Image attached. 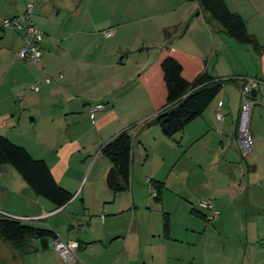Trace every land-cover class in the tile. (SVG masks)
Returning <instances> with one entry per match:
<instances>
[{"label":"crops","instance_id":"crops-1","mask_svg":"<svg viewBox=\"0 0 264 264\" xmlns=\"http://www.w3.org/2000/svg\"><path fill=\"white\" fill-rule=\"evenodd\" d=\"M155 1L169 8L159 15L170 14L172 21L156 22L150 31L145 27L141 37L133 38L135 43H131L126 28L143 11H134L141 8L132 9L131 0H0V136L24 147L33 158L43 160L54 181L73 195L66 205L55 208L37 196L10 165L3 164L0 165V215L35 222L60 240L76 241V264H207L189 255L195 246L191 236L224 231L227 217L233 220L236 216L227 212V207L248 188L251 197L255 193L257 198L259 193V183L245 177L249 171L257 175L256 163L251 161L244 166L234 161L239 150L236 129L243 101L248 100L252 105L249 127L254 155L262 144L259 129L264 128V103L260 104V88L264 90V0H224L230 10L231 4L235 7L234 13L243 18L247 32L263 50L257 53L248 45V49L242 48L244 44L229 38L241 55H236L241 69L234 72L231 85L223 86L202 115L177 134L181 147L190 146L189 150L208 137L215 142L219 154L215 159L219 161L213 174V188L208 187L209 182L204 183L206 176L202 170L204 179L195 190L189 189L185 194L189 199L196 193L207 197L220 213L219 217L209 223L207 211L190 208L188 217L196 220L197 228L183 226L188 239H181L175 235L171 213L161 216L158 212L160 195L155 200L138 193L145 188L139 189L142 184L139 188L134 185L135 167L145 163L157 145L167 139L152 123L166 100L161 61L167 56L174 58L182 67V77L191 81L204 68V62L209 71L204 57L205 39L212 40L211 56L213 48L223 49L224 45L212 36H225L196 0ZM28 2H35L33 22L43 33L42 57L37 65L15 58L19 34L1 28L4 19L22 13ZM187 20L182 38L172 41L173 36L177 37L176 29ZM108 29L112 35L106 38L102 32ZM164 29L171 32L167 42ZM194 33L198 37H193ZM209 74L221 79L215 73ZM44 77L49 79L48 84ZM247 79L259 81L256 98H250L253 100L242 93L241 82ZM33 84L39 88L37 93L29 90ZM96 104H103L104 108L92 120L88 108ZM218 104H221L222 121L215 116ZM87 128L93 131L96 140L92 149L81 145L83 139H89ZM24 129L29 136L23 135ZM126 129L132 139L129 189L113 193L105 182L111 164L103 160L100 149ZM191 161L194 163L192 158ZM213 163L209 162L210 168ZM79 168L88 170L81 191L83 174L77 172ZM224 174L230 177L227 185L219 184ZM150 176L143 178L152 184L159 182ZM89 177L90 189L86 192L84 187ZM240 178H246L244 184ZM181 179L184 183V178ZM139 182L142 183V177ZM233 182L237 183V189L232 187L236 185ZM121 194L128 195L125 205L115 202ZM255 213L259 219L253 229L264 234V205L258 203ZM164 214L170 222L166 234ZM249 225L247 220L242 227L246 229ZM204 243L206 253L209 244ZM34 246L36 251L25 258L0 241V264H58V255L49 240L46 249H41L40 240ZM250 264H264V258Z\"/></svg>","mask_w":264,"mask_h":264},{"label":"rangeland","instance_id":"rangeland-1","mask_svg":"<svg viewBox=\"0 0 264 264\" xmlns=\"http://www.w3.org/2000/svg\"><path fill=\"white\" fill-rule=\"evenodd\" d=\"M131 7L132 9H134V7L141 8L136 9L134 11L143 10L142 12L137 14L138 16L134 18L126 28L125 32L129 37V41L131 43H135L133 38H136L138 36L141 37V34L143 33L142 30L145 27L150 31V29L155 25L156 22L167 23L168 21H172V19L170 18L171 16H169L170 14L159 15L161 11H167V9L169 8L166 6H160V4H158L155 0H131ZM157 8L158 11L156 12ZM230 8L232 12L235 11V7L232 4L230 5ZM188 21L189 20H187V22L180 25L176 29L175 33L177 37L173 36L172 41L179 40L182 38L185 28H187ZM211 24L212 23H210V28L212 30ZM194 36L198 37V33H194L193 37ZM217 36L213 35L212 37L214 41H218L220 43L222 42L224 44L223 49L213 48L211 56L209 54L211 50L212 40L210 38L205 39L204 57L207 61V68L209 70L208 72L215 73L213 75L220 77L222 80L232 79L231 77L234 72L241 69L236 60V55H241L239 53V50L235 48L234 41L229 39L227 35H222L220 37ZM187 37H189V35ZM142 45L143 44L140 42L139 46L141 47ZM242 48L248 49L249 47H246V45H242ZM225 84L227 86H230L231 82H226ZM260 90L262 93V102L260 104L263 105L264 90L262 88H260ZM250 98L251 97H249V100H253ZM248 123H250V117ZM258 123L259 120L257 121V124ZM87 131L90 133L88 137L89 139H83L81 141V145H83V147H85L86 149H92L96 140L94 135H92L91 133L93 131H91L90 128H87ZM259 131L260 133L262 132V136L261 134L259 136V140L262 142V144L259 150L258 148H256L257 154H249L243 157L240 148V152L237 148L238 153L234 152V162L237 165L242 164L244 166H246L245 164H250L251 161L256 163L258 168L257 175L255 176L251 174V171H249L245 177L248 178L249 181L253 180V183L254 181H256V183H259L260 187H258V189L260 194L258 193L257 198H255L254 195L256 194L254 193L251 197V193L249 190L250 188H248L244 193L240 194V196L237 197L232 204L227 207V212L236 213V216L233 220H231V217H227V219L225 220L226 223L224 231H211L205 236H199L198 234H196L195 236L197 238L193 235L191 236L190 239L194 240L193 243L195 244V246L191 247L189 255L195 257L196 261H205L207 264H250L253 261L262 260L264 258L263 231H257L256 229H253L255 223L257 224V219H259L257 218L258 215L255 213L256 207H258V203L259 206L264 205V190L262 187V185L264 184V128L259 129ZM23 135L29 136L28 131L24 129ZM179 136L180 135H177L172 138L165 137L167 139H164L163 142L157 145V149L155 150V152L153 151L147 161L145 163H142V165L138 164L137 167H135L134 185L139 188L142 184L139 189L143 188L144 186L145 190L143 191L141 189L142 193L141 191H138V193L145 197L153 198L155 187L152 183H149L148 186V181L143 178V175H146L148 177L152 175L150 176L152 177V179L158 180L159 183H162L160 192L161 201L160 203H157L159 204L158 212L161 214V216H163V213L166 212L169 213V215L171 213L173 217L172 221L174 230H177V234L175 235L181 239L186 240L188 239V237L185 235L186 232H184V229L182 227L187 225L185 227L197 228V225L194 224L196 220L194 221V218H192V216L194 217V215L191 214L192 219L188 217V212H190L189 209L194 207L195 210H197L198 203L201 201H208V198L202 196L201 193L200 195L199 193H196L193 195L195 196L194 198L189 199L186 198L185 193L189 189L195 190V187H197L200 184L201 180L204 179L202 177V170H204L206 176L204 183L207 184L209 182L208 187L213 186V174L217 171V160L219 161V159L215 158L219 154L216 144L211 139V137L204 139L197 145H194V147L189 150L190 146L183 148L181 147V145L183 144H181V139L179 138ZM12 143L14 142L12 141ZM159 149H162L163 152L158 153L157 150ZM191 158L194 163H192ZM103 160L105 162H109L107 159H105V157L103 158ZM213 161V166L210 168L208 164L209 162ZM254 163L252 164L255 165ZM195 165H199L200 167H197ZM183 169L185 170L183 171ZM229 170L227 171V173H229ZM77 172L79 174H83V181L79 189V191H81L85 184V179L88 175V170H83L79 168ZM222 172L223 171L220 170V175ZM224 175L225 176L220 178L219 184L226 183L227 185L230 183V177H228L227 174ZM140 177H142V183L139 182ZM180 177L184 178V183H182V179ZM244 179L240 178L239 180L243 183ZM90 181L91 179L89 177V181L84 187V191L86 192L90 189ZM233 183L236 185H232V187H235L237 189V183ZM255 189L257 188L253 187V190ZM127 197L128 195L121 194L116 198L115 202H119L120 204L125 205L128 201ZM256 199L258 201H256ZM152 202L156 203L154 200H152ZM162 206L163 209L161 210ZM247 220L249 221V223H251V225H249V227L245 229V227H242V225ZM168 225H170L169 221ZM198 238H200V243L198 242ZM206 241L209 244V248L208 251L204 253V242ZM24 256L25 258L31 257L30 254Z\"/></svg>","mask_w":264,"mask_h":264},{"label":"trees","instance_id":"trees-1","mask_svg":"<svg viewBox=\"0 0 264 264\" xmlns=\"http://www.w3.org/2000/svg\"><path fill=\"white\" fill-rule=\"evenodd\" d=\"M192 1V0H185ZM201 10L209 15L212 22L224 31L225 35L237 43L250 46L259 53L263 48L256 38L249 34L243 18L229 10L224 0H196ZM171 32L163 30L164 40H170ZM166 91L165 104L156 113L152 123L161 133L172 138L181 133L186 125L202 115L226 82L212 77L205 68L187 81L182 77V67L174 58L167 56L160 63ZM132 139L129 130H123L107 141L100 153L109 160L111 167L105 182L113 193L127 191L130 183ZM10 165L39 197L50 202L55 208L66 205L73 197L61 188L52 178L47 164L33 158L28 151L9 139L0 136V165ZM155 195L159 200L162 183L154 182ZM163 232L168 231L167 215L163 217ZM55 234L32 221H22L0 215V241L9 244L17 256L34 253L35 241L56 239Z\"/></svg>","mask_w":264,"mask_h":264},{"label":"built area","instance_id":"built-area-1","mask_svg":"<svg viewBox=\"0 0 264 264\" xmlns=\"http://www.w3.org/2000/svg\"><path fill=\"white\" fill-rule=\"evenodd\" d=\"M35 13V2H28L22 13L8 19H4L1 23L3 30H13L19 34L20 45L15 53L17 60L28 62L30 64L37 65L42 57L41 42L43 33L35 26L33 17ZM102 34L108 38L112 35L110 29L104 30ZM43 81L48 84L49 79L43 78ZM259 81L254 79H247L241 82L242 93L246 97H250V92L256 89ZM38 86L33 84L29 87V90L37 93ZM21 98V95L19 96ZM251 103L243 101L239 110V118L236 129V139L242 155H249L254 153V147L251 143V135L249 131V117L251 110ZM104 108L103 104H96L88 108L90 119H94L96 114ZM215 116L218 121L223 120L221 112V104L215 110ZM149 186V182H148ZM155 195V192H154ZM153 195V196H154ZM198 209L201 211H207L209 214L206 216V220L212 223L216 220L220 213L213 207L212 203L208 201H201L198 203ZM25 221V220H22ZM51 248L57 253L59 262L58 264H76L78 257L76 254L78 243L73 240L63 241L58 238L49 240Z\"/></svg>","mask_w":264,"mask_h":264},{"label":"water","instance_id":"water-1","mask_svg":"<svg viewBox=\"0 0 264 264\" xmlns=\"http://www.w3.org/2000/svg\"><path fill=\"white\" fill-rule=\"evenodd\" d=\"M256 94H257V90L253 89L250 92V97L254 99V98H256ZM40 246H41V249H46L47 248V240L41 239L40 240Z\"/></svg>","mask_w":264,"mask_h":264}]
</instances>
